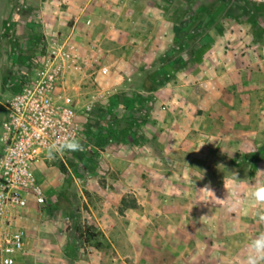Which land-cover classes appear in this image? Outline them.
I'll return each instance as SVG.
<instances>
[{
  "label": "rangeland",
  "instance_id": "rangeland-1",
  "mask_svg": "<svg viewBox=\"0 0 264 264\" xmlns=\"http://www.w3.org/2000/svg\"><path fill=\"white\" fill-rule=\"evenodd\" d=\"M104 3L115 10L113 22L126 10V32L115 36L110 28L92 27L91 18L82 21L83 31H71L72 17L61 14L66 0H0V127L10 85L20 81L24 57L44 36L69 38L85 51L92 43L106 67L94 71L86 55L84 70L63 79L79 127L73 142L81 148L48 155L37 166L46 207L39 211L29 199L17 219L26 238L15 264H244L246 252H233L239 240L223 239V232H264V202L251 195L264 181V0ZM203 35L211 40L201 46ZM186 79L224 95L222 105L208 108L231 122L222 160L211 154L190 164L180 152H188L184 142L191 134L184 125L168 124L193 118L175 112L187 106L173 100ZM213 132L206 130L210 138ZM209 164L203 179L191 172V166ZM232 171L239 179L235 200ZM60 190L70 210L48 213ZM122 197L129 204L124 209ZM82 228L95 237L83 241Z\"/></svg>",
  "mask_w": 264,
  "mask_h": 264
},
{
  "label": "built area",
  "instance_id": "built-area-1",
  "mask_svg": "<svg viewBox=\"0 0 264 264\" xmlns=\"http://www.w3.org/2000/svg\"><path fill=\"white\" fill-rule=\"evenodd\" d=\"M86 23L89 22L87 18ZM21 81L10 85L0 127V264H15L23 253L25 230L16 221L29 199L46 207L36 168L48 155L62 157L78 136L75 104L62 86L69 72H82L85 56L96 72L98 46L81 50L69 38L44 39L31 46Z\"/></svg>",
  "mask_w": 264,
  "mask_h": 264
},
{
  "label": "crops",
  "instance_id": "crops-1",
  "mask_svg": "<svg viewBox=\"0 0 264 264\" xmlns=\"http://www.w3.org/2000/svg\"><path fill=\"white\" fill-rule=\"evenodd\" d=\"M75 1L77 0H66L67 7L62 10L61 14L66 15L67 17H72V24L70 26V30L74 32H78V30L81 28V23L84 19H90L92 22V27H104L106 29H109L112 31V33L116 36L120 32V35L124 32H126V29H128V20L126 19V10H124L121 15V21H115L113 22V19L110 18V16L115 13V10H111L110 5L107 3H104L106 0H82L78 1L79 3L75 4ZM60 10V9H59ZM90 21V20H89ZM130 22V21H129ZM113 25H116L113 27ZM131 24H129L130 26ZM111 26V27H110ZM91 27V28H92ZM126 27V28H123ZM81 31V32H82ZM82 37L88 38L91 37L89 34L81 33ZM103 39V38H102ZM110 41L108 37L105 36V42ZM209 43V42H208ZM205 43L204 45H206ZM201 45V46H204ZM25 60H27V56L24 57ZM207 58V56H206ZM25 60L24 63H25ZM245 68V66H244ZM243 68V69H244ZM243 80H245V74L243 71ZM21 81V79H20ZM189 79H186V81L182 84L181 88H175L174 89V101L178 104H184L187 103V106L180 110L179 108H176V106H173V110L175 109V112L181 111L185 114L187 113V117H193L192 119L189 118V120H184L183 123H180L176 120H173L172 123H169V126H178L184 125L191 134V142H184L185 145L188 146V152H184L185 147H182L183 150L180 152L186 153L184 158L188 159L190 161V164L196 160L197 162L200 161L199 165L201 164V160H204L205 157L207 159L213 158V156H210L211 154H214L217 159H224V157L227 154H224L228 152V147H223V145H227V136H228V127L231 122H228L226 119H220L217 116H212L213 110L209 108V105H214L215 103L218 105H222L224 103V95L221 91L213 92V90H208L205 88V86H191L189 85L190 82H188ZM261 95H264V92H262ZM260 95V96H261ZM178 100V101H177ZM183 100V103L182 101ZM227 101V100H226ZM213 103V104H212ZM172 109V108H171ZM196 109L202 110V115L200 117H194ZM186 115V114H185ZM214 117V118H213ZM201 118V120L199 119ZM239 121V120H238ZM238 121L233 120V123H237ZM245 120L239 121L237 124L239 126H242L244 124ZM246 125V123H245ZM215 128V132H213V136L208 137L206 134L207 128ZM192 129H195L196 132H194ZM188 133V134H189ZM160 139V138H159ZM202 144V145H201ZM225 149V150H224ZM208 154V155H207ZM227 157V156H226ZM199 167V168H197ZM221 167V168H219ZM219 168V169H218ZM212 167L210 164L208 167H201V166H191V172L198 174V173H205L209 174ZM213 171V170H212ZM215 171L223 172L222 166H217ZM221 190H222V196H224V192L227 191V188L224 186V184H221ZM212 190L214 189L212 186H209ZM224 199V198H223ZM260 233L256 232H237V233H230L229 231L223 232V239H228L227 237L235 235L237 240L235 254L239 253H245L247 250L248 245L250 244L251 240L254 239L256 236H258ZM213 235V234H212ZM215 235V234H214ZM227 235V236H224ZM212 239H214L212 237ZM229 244L228 242H226ZM226 244V245H227ZM226 248V250H229L230 247H223Z\"/></svg>",
  "mask_w": 264,
  "mask_h": 264
},
{
  "label": "clouds",
  "instance_id": "clouds-1",
  "mask_svg": "<svg viewBox=\"0 0 264 264\" xmlns=\"http://www.w3.org/2000/svg\"><path fill=\"white\" fill-rule=\"evenodd\" d=\"M69 147L75 150L80 149L81 145L78 142H73L71 145H69ZM260 171L264 172V170ZM198 179H203V172L198 177ZM232 181L233 190L230 192V195L235 200L239 197V193L235 191V188L238 186L239 182L235 171H232ZM202 189L209 193L210 197H215L217 199L213 190L208 185H205V187ZM251 195L255 197L257 201L264 202V181L257 183V185L252 189ZM244 264H264V232H261L258 236L251 240L246 250Z\"/></svg>",
  "mask_w": 264,
  "mask_h": 264
},
{
  "label": "trees",
  "instance_id": "trees-1",
  "mask_svg": "<svg viewBox=\"0 0 264 264\" xmlns=\"http://www.w3.org/2000/svg\"><path fill=\"white\" fill-rule=\"evenodd\" d=\"M210 37L208 35H203L200 36L199 38H197V42L200 45H204L205 43L210 42ZM146 89L152 90V86H145ZM63 167L60 166L59 170L62 172L63 171ZM120 208L124 209L126 207L129 206V204L126 202V199L124 197H122L120 199ZM132 206V205H131ZM60 209H67L70 210V204L67 200V198L65 197L64 191L60 190L57 192L54 201L48 205L47 207V212L48 213H52V211L54 210H60ZM78 235L81 239H83V241H88L89 239H92L95 237V235L93 234V232L89 231L88 228H82L80 229V231L78 232Z\"/></svg>",
  "mask_w": 264,
  "mask_h": 264
}]
</instances>
